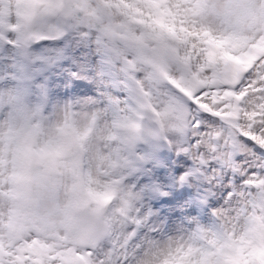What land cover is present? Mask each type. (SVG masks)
I'll list each match as a JSON object with an SVG mask.
<instances>
[{"label":"snow or ice","instance_id":"obj_1","mask_svg":"<svg viewBox=\"0 0 264 264\" xmlns=\"http://www.w3.org/2000/svg\"><path fill=\"white\" fill-rule=\"evenodd\" d=\"M44 0H0V26H9L6 17L14 7L19 20L25 8ZM206 0H104L106 10L119 12L129 22L142 26L145 34L162 42L163 50L177 54L189 66L186 78L172 80L180 93L169 106L187 110V129L193 131L197 147L212 150L214 141L233 145L254 146L264 151V0H222L216 15L227 25L221 31L201 26L198 21ZM47 11V7H44ZM18 28L16 25H11ZM166 75V74H165ZM148 97V94L145 93ZM151 103V101H150ZM153 112H157L152 105ZM157 114H159L157 112ZM201 117L220 121L221 129L202 130ZM67 129H60L63 134ZM27 147V152L25 149ZM23 156L34 159L31 179L44 193L57 194L61 189L75 198L83 193L85 203L103 214L110 211L109 222L137 225L129 215L127 202L120 197L114 182L95 178L89 172L82 178L75 163L65 160V148L58 138L41 139L39 128L7 130L0 125V198L11 199L17 178L18 164ZM52 173H55L53 175ZM99 175L108 176L103 168ZM256 177L253 185L264 184ZM120 200L124 207L114 202ZM111 206V207H110ZM11 215V213H10ZM251 226L239 235L208 240L203 246L181 243L169 246L166 253L154 255L153 264H264V215L250 218ZM134 228L128 236H134ZM125 239V244H127ZM123 255L116 264H128ZM115 248L109 250V255ZM0 264H109L98 254L97 242L91 238L61 232L50 225L5 222L0 216Z\"/></svg>","mask_w":264,"mask_h":264},{"label":"rangeland","instance_id":"obj_2","mask_svg":"<svg viewBox=\"0 0 264 264\" xmlns=\"http://www.w3.org/2000/svg\"><path fill=\"white\" fill-rule=\"evenodd\" d=\"M65 3L70 5L66 10L57 14L41 12L36 16L34 28L40 30L46 38L42 44H36L31 49L29 56L39 58L33 70L44 71L48 67L55 70L61 67L90 74L95 84L91 107L94 112L87 113L88 118L94 119L93 131L85 142L90 163L87 144L94 142L97 146L100 136H104V131L100 132V119H103L104 125L106 121L121 119L126 113L128 93L133 88L144 91L151 102L164 107L166 101L171 102L179 96L171 81L186 78L190 68L177 54L164 51L162 42L146 35L142 26L129 22L124 27L125 18L117 11L106 10L104 0H65ZM221 3L222 0H206L198 23L211 30L216 27L226 29V23L216 15ZM59 20L64 21V33L59 38L51 39L58 30ZM15 38L13 35L11 40ZM0 51V62L8 65L7 46L1 45ZM158 72L163 73V79L158 76ZM36 91L41 93L43 87H36ZM62 103V112L70 111L76 117L75 105L69 102L66 104V101ZM61 106L56 129L60 123ZM32 107L35 108V101L29 106L27 117ZM9 115L11 118L7 117L5 121L18 123L20 120L14 113ZM51 115L49 108L45 122ZM201 120L203 131L221 129V137L226 134L221 122L215 118L201 117ZM40 132L42 140L50 137L46 123ZM143 141L139 149L146 167L137 175H132L127 183L134 186L135 193L139 194L141 190L148 204L141 201L139 224L124 225L123 234H109L97 242L98 254L109 264H116L122 256L120 246L129 249V253H135L148 233L157 235L156 232L162 231L160 237L170 241L168 238L174 233V224L166 215V203L175 192L189 199L192 213L195 212L196 203L200 208L207 209L205 214L201 213L197 218L198 224H192L191 228L184 226L183 221H178L184 234L189 232L194 236L193 229L197 227L201 246L209 240L208 235L212 230L220 233L222 238V217H230L241 210V201L253 190L251 181L256 177H264V151L251 145L236 143L225 146L222 140H217L214 141L219 145L216 150L206 145L197 147L190 128L183 133L169 129L166 138L162 140L153 139L146 132ZM150 198L158 204L152 203ZM200 199L203 201L199 202ZM155 213L161 215L157 219V231L153 224ZM210 224L214 225L213 228H210ZM133 228L135 235L129 237L128 233ZM125 239L127 244L124 243ZM113 248L115 253L109 255V250Z\"/></svg>","mask_w":264,"mask_h":264},{"label":"clouds","instance_id":"obj_3","mask_svg":"<svg viewBox=\"0 0 264 264\" xmlns=\"http://www.w3.org/2000/svg\"><path fill=\"white\" fill-rule=\"evenodd\" d=\"M44 7H47L48 10L44 11ZM68 7L70 5H66L65 0H44L43 4L27 5L25 14L18 20L17 29L22 42L27 45L37 39L32 32V24L39 13L57 14ZM80 7L86 6L80 5ZM152 105L155 104L150 103L149 97L144 95L123 118L106 121L104 135L107 137V145L103 158L93 162L91 167H89V157L85 151V142L93 131L94 119L83 114L74 117L70 111L62 112L59 126L51 135L58 138L63 144L65 148L63 159L73 161L82 178H86L90 172L93 177L102 181L114 182L120 197L129 206L127 208L129 215L133 216L139 211L136 202L140 197L134 192V186L127 183V180L135 170L137 162L142 159L137 154L136 148L143 141L145 133L147 132L153 139L162 140L166 138L169 129H175L181 133L187 130L188 114L186 109L178 105L173 107L155 105L159 113L157 114V112H153ZM9 123L16 128L30 126L12 121H5L0 125H3L7 130ZM65 125H67V129L62 134L60 129L65 128ZM25 152H27V147ZM35 166H38L37 161L23 156L18 164L17 178L13 185L14 195L11 199L0 198V216L5 219L6 223L11 221L13 224H23L25 227L31 224L50 225L58 228L61 232L66 231L71 235L91 238L96 242L109 234H123L124 229L121 223L107 220L110 211L106 209L103 214L94 212L93 206L84 202L85 197L82 192L73 198L63 189L57 194L39 191L31 179L32 168ZM101 168L109 175H99ZM52 174L55 175V173ZM259 179L264 180V177ZM114 203L124 207L120 200ZM241 204V210H237L230 217H222L224 229L222 238L232 232L239 235L251 226V217L264 215V184L253 185L251 194L244 197ZM181 243L185 242L176 239L163 242L154 252L138 254L139 258L133 260L132 264H153L155 254L166 253L170 245L175 246Z\"/></svg>","mask_w":264,"mask_h":264},{"label":"bare ground","instance_id":"obj_4","mask_svg":"<svg viewBox=\"0 0 264 264\" xmlns=\"http://www.w3.org/2000/svg\"><path fill=\"white\" fill-rule=\"evenodd\" d=\"M14 16L15 14L12 9L11 14L9 15V20L12 21L14 19ZM214 30L220 31L221 29H218L216 27ZM8 31L9 30H5V33L7 34ZM10 53L12 55V58L8 57L9 59L8 65L7 63L2 64L0 62V115L2 116V120L5 121L7 117L11 118L9 114L14 113L15 115H18V118L21 119L22 117V121L24 123L30 125L31 121L26 117V115L29 112V106H30L29 100L32 98V95L30 94L33 90L31 89V86L27 89L26 85L15 84L14 91L17 93V96L15 100H13V80L17 75L16 73H12V71L14 72L16 69L15 66H12L11 68V63L18 61L17 60L18 57L17 55L15 56L13 52H11V50ZM49 55H51L50 51H49ZM5 70L6 72H4ZM37 74H41L42 77L47 78L49 80L46 83V85L48 86V88H50L48 94H49V101L51 103L50 109L52 115L45 123L50 136L56 130V126H55L56 119L58 117V111L60 109V106L61 104L63 105L62 102L66 101V104L67 102H69L75 105L74 114L76 115V117H79L81 114L87 116V113L89 111L94 112V109H92L91 107L93 105L92 97L95 94V89L93 88L95 87V84L91 81V76L89 73L76 69L70 70V68H61V67H57L55 70H52L51 68L48 67V69L44 71L38 70ZM174 101L175 99L173 98L171 102L166 101L163 105L164 107L171 106L174 103ZM159 106H161V104ZM62 111H63V107L61 106V111L59 114H61ZM38 116L39 115H35V117ZM2 120L0 121V123H3ZM99 123L101 126L100 132H102V130L104 131L103 119H100ZM104 136H100V142L98 143L97 146L94 145V142L87 144L89 147V155L91 160V162L89 163V167L92 166L93 162L99 161L103 158L104 150L107 145V137ZM138 192L140 198L136 202V207L140 208L142 207L141 201L146 204L148 203L146 202L143 192L141 190H139ZM166 204L168 205V210L166 212V215L170 220H172L174 224V229H173L174 233L170 235L168 239H170V241L173 239L182 240L185 243H191L196 246H201V243L198 240L199 238L195 236L198 231L197 227H194L193 229L194 236H192L191 234H189V232L184 234L182 228L178 224L179 223L178 221H183L184 226L190 228L192 224H198L197 210L195 209V212L192 213L189 199L184 198L181 193L175 192L170 195V198L168 197ZM165 210H166V206H165ZM139 214L140 211H138L135 214V216L137 219L140 220ZM159 216H161L159 215V213H155V217L153 218L155 231H157L156 226H157V219ZM156 233L157 235L154 234L150 235V233L146 234L140 247H138L135 253H133V251L129 253L128 252L129 249L125 250L127 252L128 257L130 255V259L128 260L129 264H132L133 260L139 258L138 254L141 253L147 254L148 252H154L155 250L158 249V246L161 243L168 242L165 238L160 237L161 234L163 233L162 231H160V233L158 232ZM215 233H216L215 231H211L208 237L212 239H220L221 235L219 234V236H217L216 235L217 233L216 234ZM131 249H133V243L131 244Z\"/></svg>","mask_w":264,"mask_h":264}]
</instances>
